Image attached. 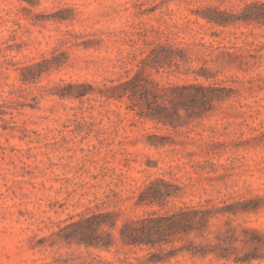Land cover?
Returning <instances> with one entry per match:
<instances>
[{
	"label": "rangeland",
	"instance_id": "1",
	"mask_svg": "<svg viewBox=\"0 0 264 264\" xmlns=\"http://www.w3.org/2000/svg\"><path fill=\"white\" fill-rule=\"evenodd\" d=\"M79 262L264 264V0H0V264Z\"/></svg>",
	"mask_w": 264,
	"mask_h": 264
},
{
	"label": "trees",
	"instance_id": "2",
	"mask_svg": "<svg viewBox=\"0 0 264 264\" xmlns=\"http://www.w3.org/2000/svg\"><path fill=\"white\" fill-rule=\"evenodd\" d=\"M128 83H130V82H125V84H128ZM117 86L120 87V86H122V84H119ZM87 91L88 90H80V92H78V94L79 93H86ZM132 92H134V90H132ZM151 115L158 118V119H161L160 112L152 113ZM190 215H191V211L181 210L178 213H174V214H171L169 216H166L165 220L168 221L166 228L170 229V228L176 227L177 225H180L183 223L185 224L186 221H189ZM85 220H87L89 222L88 228L91 230V232H90V234H86V236H84L85 238H80V239H82L81 241H84V243L86 245L91 244V245H100V246H107L111 243L110 240H101L100 239V236H99V233L97 232V229L101 225L102 222L97 221L96 217L95 218H86ZM153 220H154V222H157V223L159 221V219H153ZM79 222L80 221L75 222V223H73V225H76ZM108 223H109V225H113L111 222H108ZM155 224L152 225L151 227L147 226V229L145 231L146 236H140V234H135L132 232L135 229V227L133 225L126 223L120 229L121 239L124 243H128V244L144 242V243H150V244L154 245L155 243H157V241L151 240L149 238V236L151 235L152 232H155V233L161 232L160 231L161 228H160L159 224H157V225H155ZM76 264H92V263L79 262ZM98 264H100V263H98Z\"/></svg>",
	"mask_w": 264,
	"mask_h": 264
}]
</instances>
